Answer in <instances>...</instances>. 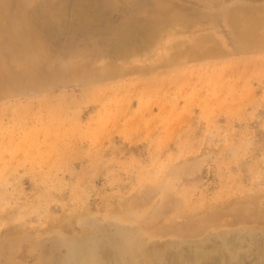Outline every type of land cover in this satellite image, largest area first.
<instances>
[{
  "label": "rangeland",
  "instance_id": "rangeland-1",
  "mask_svg": "<svg viewBox=\"0 0 264 264\" xmlns=\"http://www.w3.org/2000/svg\"><path fill=\"white\" fill-rule=\"evenodd\" d=\"M0 264H264V0H0Z\"/></svg>",
  "mask_w": 264,
  "mask_h": 264
},
{
  "label": "bare ground",
  "instance_id": "bare-ground-1",
  "mask_svg": "<svg viewBox=\"0 0 264 264\" xmlns=\"http://www.w3.org/2000/svg\"><path fill=\"white\" fill-rule=\"evenodd\" d=\"M221 222V221H220Z\"/></svg>",
  "mask_w": 264,
  "mask_h": 264
}]
</instances>
